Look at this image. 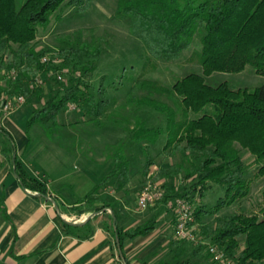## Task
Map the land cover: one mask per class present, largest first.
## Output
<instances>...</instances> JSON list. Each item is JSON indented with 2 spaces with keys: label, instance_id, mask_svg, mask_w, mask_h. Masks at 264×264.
Returning a JSON list of instances; mask_svg holds the SVG:
<instances>
[{
  "label": "trees",
  "instance_id": "16d2710c",
  "mask_svg": "<svg viewBox=\"0 0 264 264\" xmlns=\"http://www.w3.org/2000/svg\"><path fill=\"white\" fill-rule=\"evenodd\" d=\"M92 2L26 0L18 8L16 0H0V81L9 78L13 82L5 88L0 85V99L24 98V104L30 107L29 118L25 122L28 141L35 126H42L49 134L52 128L64 129L65 126L58 121L59 115L71 107L81 110L87 107L85 115L89 117L88 122L99 126V119L106 115L111 105L104 87L100 86L95 91L91 85L101 59V47L67 45L54 52H39L35 48L39 29L47 28L56 12L73 8L85 13ZM116 16L128 22L131 35L144 44L149 57L155 61L176 62L190 49L194 37L199 35L201 40L199 63L202 76L189 74L169 89L155 82L137 80L130 90L131 94L147 90L172 95L180 108L179 118L178 113L165 103L150 98L139 100V106L164 115L166 126L164 129L151 128L138 121L136 129L131 130L134 141L153 145L165 134L162 154L191 155L199 159L197 164H192V171L183 177L188 180L194 176V184L189 187L183 185L181 191L174 190L169 184L171 179L184 172L177 164L160 168L149 181L142 182L145 186L163 181V195L155 203L153 211L178 199L194 205L197 194L211 186H220L225 192L213 212L247 199L251 185L242 151L255 159L259 165L257 176L264 180V84L253 91L235 89L229 83L211 87L206 84L205 77L214 73L239 74L247 66L264 77V0H119ZM44 58L48 61L43 62ZM13 72L17 75L15 81L11 78ZM50 73L71 77L75 81L64 91L52 92L47 84ZM56 83L59 85L60 81L56 79ZM34 101L40 104L33 106ZM192 115L195 117L190 118ZM0 153L10 161L12 173L21 187L30 191L34 199L47 202V185L27 170L17 155L12 136L3 128H0ZM149 166L150 163L145 167L144 175ZM129 167L119 145L113 155L111 171L76 202L78 206L71 209L82 214L85 203L97 214H106L107 208L112 209L108 229L115 241L118 240L122 254L127 242L150 235L159 224V217L154 213L143 224L122 229L113 208L114 202L100 198L109 186L115 193L127 191L131 182ZM4 202L5 195H2L0 212L9 221ZM53 202L57 208H64L60 201ZM213 212L203 206L193 211L194 222L189 227L198 240L192 258H202L207 264H219L208 249L215 246L230 264H264V195L258 214H248L246 209L240 208V212L217 216L215 225L211 226L204 219ZM94 218L79 226L62 224L67 234L88 240L94 235ZM173 223H177L176 214ZM183 243L176 239L171 241L173 247L184 251ZM162 264L190 262L174 260Z\"/></svg>",
  "mask_w": 264,
  "mask_h": 264
},
{
  "label": "rangeland",
  "instance_id": "374dc122",
  "mask_svg": "<svg viewBox=\"0 0 264 264\" xmlns=\"http://www.w3.org/2000/svg\"><path fill=\"white\" fill-rule=\"evenodd\" d=\"M25 2L26 0H16V5L20 8ZM118 2L119 0H93L89 10L85 13H79L73 8H64L54 14L47 28L39 29L35 41V48L39 52H54L67 45L80 46L87 44L91 48L101 47V59L93 75L91 85L95 91H98L100 86H103L111 105L106 115L99 119L100 125L97 126V123L88 122L89 117L85 115L87 107H83L82 110L71 107L66 112L60 113L59 120L60 122L68 120L75 127L74 129L52 128L49 134L42 126H35L31 131L30 141L26 142L25 127L17 126L18 128L13 130L17 146L19 147L21 142H26L21 150L16 147L17 155L26 161L30 168V173L47 185L51 176L46 173V168L50 164L51 166L54 165L59 173L60 169L58 170L57 168L61 164L64 166L66 163L72 164L73 162L93 160L98 164L100 170H97V175L99 174L101 177L106 169H109L111 165L113 166V155L116 148L121 145L129 162L131 182L127 191H118L114 193L113 197L108 195L100 198L105 199L107 202H114L113 208L116 207L117 210L122 211L124 208L136 210L137 214H139L137 226L146 222L154 213L158 216L164 215L162 217L164 218L163 221H169L167 225L168 236L166 238L160 240L158 233H156V237L155 235L153 238L149 237V239L144 241L145 244L136 246V249L139 248L141 252V255H137L139 256L140 264H162V262H174V260L180 262L189 261L190 264H207L202 258L196 260L192 258L195 242L180 240L184 242L182 244V248H185L184 251L171 245L173 239L178 240L175 236V225L171 219L175 215L174 201H170L168 205L161 206L154 211L153 208L156 204H152L145 210H140L137 207V196L143 187L142 182L144 180L146 182L149 181V178L160 168H167L177 164L184 169V172L181 176L171 179L169 184L174 190L181 191L183 190V185L189 187L194 184V176H191L188 180H184L183 177L185 178L192 171V164H197L199 159L191 155L177 154L170 156L166 153L162 154L166 143L165 134L160 136L155 144L151 145L146 143V141H134L131 133L132 129H136L138 121L145 123L151 128L160 127L164 129L166 126L164 115L156 113L146 106L138 105V101L141 99L158 100L169 105L178 113V116L180 115L178 100L174 96L147 90H139L137 93L131 94L130 90L137 80L155 82L169 89L173 83L189 74L194 73L202 76V68L199 63L201 52L200 36L197 35L193 38L190 49L183 53L180 60L173 63L155 61L149 57L144 44L131 35L128 22L116 16ZM54 78L60 81L59 85ZM74 81L75 79L71 77L54 76L50 73L47 76V84L51 89L48 90L52 92L58 91V89H60L59 91H64ZM205 81L211 87L229 83L235 89L253 91L264 84V77L256 74L251 66H247L239 74L214 73L209 77H205ZM10 83L13 82L9 78L0 81V85L4 88ZM5 101L3 97L0 99V108ZM39 104L34 101L33 106H38ZM29 109V106L23 104L8 116H4L1 113L2 109H0V118L9 117L17 113L22 114L29 111ZM80 112L84 113V115ZM193 117L195 116L192 115L190 118ZM241 156L247 165V175L251 185L250 195L247 199L230 208L222 209L220 212H213L214 206L220 199L224 198L225 192L224 188L220 186H211L202 194H197L194 205L185 201L192 211L196 207L203 206L206 210L213 212L204 219L211 226L215 225L217 216L240 212V208L246 209L248 214H258L262 207L264 180L257 176L259 165L246 151H242ZM2 161L3 169L0 168V178H2L3 173L9 172L10 175L13 174L10 161L4 158ZM148 163H150V166L148 171H146L147 174L144 175L145 167ZM56 171L54 168L51 170L53 177ZM9 180L14 181V175H11ZM162 184L163 181L158 183L160 189ZM112 189L114 190L113 187L109 190ZM19 194L20 196H15L17 198L16 202L20 203V199L21 202L25 201L23 204L20 203L22 208L28 205L31 207V204H33L35 215L41 219L40 226L47 230L50 226L49 215L46 216L44 214L42 216V211L36 202L29 199L24 193ZM47 198L59 201L56 195L50 191ZM48 199H46V204L48 206L51 205L57 211L60 221L62 220L68 224H81V221H78L81 214L78 216L76 211L71 210L75 206L74 204H71V206L64 205L61 210L59 208L56 209ZM17 210L21 211L22 209L18 207ZM84 214L89 217L96 214L97 218L100 213L97 214L93 211L88 213L85 211ZM106 217V224L109 228L111 225L109 214ZM2 220L5 223L4 219ZM110 234H112L111 231ZM113 248L120 264H124V262L126 264L124 253V259H122L115 243Z\"/></svg>",
  "mask_w": 264,
  "mask_h": 264
},
{
  "label": "crops",
  "instance_id": "0c3cea01",
  "mask_svg": "<svg viewBox=\"0 0 264 264\" xmlns=\"http://www.w3.org/2000/svg\"><path fill=\"white\" fill-rule=\"evenodd\" d=\"M28 118L29 111L0 118V128L5 129L12 136L19 150L24 148L25 143L28 141L27 136L25 133L26 142H21L18 147L13 130L19 126L25 127V122ZM58 121L61 125L65 126L64 128H75L68 120L60 122L58 119ZM3 158L0 153L1 169H3ZM21 159L30 172L26 161L23 158ZM62 166L63 164L57 168L58 170L60 169L59 173L56 171L54 165L51 166L50 164L46 168V173L51 176L47 185L49 191L55 194L63 205L71 206V204H74L73 208L78 206L76 202L84 198L93 189L97 181L113 168L111 165L100 177L99 174L97 175V170H100L98 164L93 160L73 162L72 164L66 163ZM53 168L56 171L54 177L51 175ZM11 175L9 172L3 173L2 178H0V200L2 195H5L4 205L6 215L9 218V221H7L5 216L0 212V264H120L113 248L114 243L116 245V241L112 237V234H110L106 224V215L111 214L112 209L107 208L106 214L100 213L96 219L92 220L94 235L90 239H78L66 233L62 224L64 221H60L59 214L51 205L48 206L46 202L34 199L30 191H26L21 187L15 176L14 181L9 180ZM109 187L100 194L101 198L108 195H110L109 197L114 196L115 191L113 189L109 190L112 186ZM19 193H24L29 199L36 202L42 211V216L44 214L46 216L49 215L50 226L47 230H44L40 226L41 219L35 215L33 204H31V207L28 205L22 208L21 204L25 201L21 202L20 199L19 202L21 204L16 202L17 198L15 196H20ZM83 206L85 207L83 208ZM18 207L22 210L18 211ZM82 208L83 213L85 211L88 213L92 211V208L86 203L82 205ZM114 209L118 214L119 226L121 228L130 229L137 226L139 214H137L136 210L124 208L120 211L116 207ZM83 213L81 214L82 216L77 213L78 216L80 215V220L78 221H81V225L85 224V221L89 217L85 214L83 215ZM158 217L159 224L156 231L146 237H138L125 244L123 252L128 264H140V259L137 255H141V252L139 248L136 249L137 245L145 244L144 241L149 239V237L153 238L154 235L156 237V233H158L157 235L160 240L168 236L167 225L169 221H163L164 218L162 217L164 215ZM2 219H4L5 223H3ZM171 219L173 222L174 215Z\"/></svg>",
  "mask_w": 264,
  "mask_h": 264
},
{
  "label": "built area",
  "instance_id": "2783aa9c",
  "mask_svg": "<svg viewBox=\"0 0 264 264\" xmlns=\"http://www.w3.org/2000/svg\"><path fill=\"white\" fill-rule=\"evenodd\" d=\"M47 58L43 59V62H47ZM13 81L16 80L17 75L15 72L11 74ZM24 104V98L18 97L13 100H6L2 105V114L4 116L11 115L14 111L20 108ZM163 191L158 184L147 183L142 187L140 193L137 196V207L140 210H145L152 204H155L162 198ZM175 214L177 217V223L175 225V236L178 240H187L196 242L197 236L192 233L189 225L194 222V213L187 202L183 200L175 201ZM209 253L213 254L215 260L219 264H230L226 261L224 254L221 253L215 246H210Z\"/></svg>",
  "mask_w": 264,
  "mask_h": 264
},
{
  "label": "water",
  "instance_id": "95a60500",
  "mask_svg": "<svg viewBox=\"0 0 264 264\" xmlns=\"http://www.w3.org/2000/svg\"><path fill=\"white\" fill-rule=\"evenodd\" d=\"M46 199H48V198L46 197ZM48 200H50L52 202V204L55 206V203L51 199H48ZM55 208L58 209L56 206H55ZM94 216H96V214L91 215L89 218H87V220L85 222H87L88 220H90ZM73 225H76L77 226V225H81V224H73ZM116 243H117V248L119 250L120 256L122 257V259H124L123 254H122V251H121V248H120V245L118 243V240H116ZM124 264H125V262H124Z\"/></svg>",
  "mask_w": 264,
  "mask_h": 264
}]
</instances>
